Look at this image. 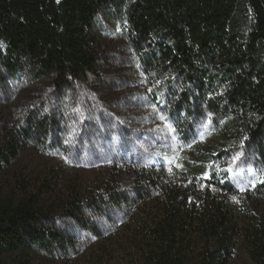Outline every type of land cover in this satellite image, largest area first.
Returning <instances> with one entry per match:
<instances>
[{
  "label": "trees",
  "instance_id": "trees-1",
  "mask_svg": "<svg viewBox=\"0 0 264 264\" xmlns=\"http://www.w3.org/2000/svg\"><path fill=\"white\" fill-rule=\"evenodd\" d=\"M121 4L127 39L165 89L167 108L178 120L212 123L198 132L185 165L173 163L174 151L134 169L130 196L116 187L66 201L50 186L0 194V264L69 258L75 234L59 226L58 213L98 234L84 211L105 205L129 212L137 264H264V0H0V65L54 89L73 87L99 64L97 14ZM27 138L3 134L0 172ZM238 152L253 166L244 189L227 171Z\"/></svg>",
  "mask_w": 264,
  "mask_h": 264
},
{
  "label": "rangeland",
  "instance_id": "rangeland-1",
  "mask_svg": "<svg viewBox=\"0 0 264 264\" xmlns=\"http://www.w3.org/2000/svg\"><path fill=\"white\" fill-rule=\"evenodd\" d=\"M126 33L125 5L97 14L99 64L85 80L66 89H54L48 79L13 76L0 65V138L9 131L28 137L0 172L1 195L44 193L50 186L61 201L93 199L110 187L130 196L134 169L159 165L163 153L174 151L173 163L185 165L198 132L212 121L178 120L166 106L165 89L146 74ZM187 125L193 126L192 133ZM235 157L231 180L244 189L253 166L240 152ZM135 209L140 215L142 210ZM127 213L111 205L86 207V223L96 234L59 212V226L75 234L77 247L56 264H137L128 241Z\"/></svg>",
  "mask_w": 264,
  "mask_h": 264
},
{
  "label": "snow or ice",
  "instance_id": "snow-or-ice-1",
  "mask_svg": "<svg viewBox=\"0 0 264 264\" xmlns=\"http://www.w3.org/2000/svg\"><path fill=\"white\" fill-rule=\"evenodd\" d=\"M235 159H239V157H235L234 160H235ZM232 170H233L232 168H229L227 171L231 172ZM249 171H250V170H249ZM240 174H243V170H241ZM233 199H235V197H234Z\"/></svg>",
  "mask_w": 264,
  "mask_h": 264
}]
</instances>
